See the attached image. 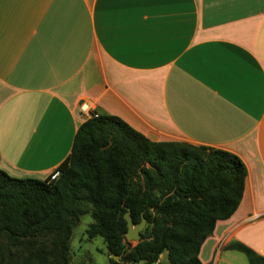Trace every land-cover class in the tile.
I'll return each instance as SVG.
<instances>
[{
    "label": "crops",
    "instance_id": "crops-1",
    "mask_svg": "<svg viewBox=\"0 0 264 264\" xmlns=\"http://www.w3.org/2000/svg\"><path fill=\"white\" fill-rule=\"evenodd\" d=\"M83 102L158 142L236 156L242 199L198 259L249 264L231 243L264 258V0H0V169L47 179Z\"/></svg>",
    "mask_w": 264,
    "mask_h": 264
},
{
    "label": "trees",
    "instance_id": "trees-1",
    "mask_svg": "<svg viewBox=\"0 0 264 264\" xmlns=\"http://www.w3.org/2000/svg\"><path fill=\"white\" fill-rule=\"evenodd\" d=\"M54 172L55 180L16 179L0 169V264H69L72 231L88 214L86 236L102 239L108 264H155L164 253L168 264H202L201 245L237 210L247 175L232 154L152 141L95 114ZM127 213L134 226L145 221L134 246L125 238ZM226 249L264 264L240 243Z\"/></svg>",
    "mask_w": 264,
    "mask_h": 264
},
{
    "label": "rangeland",
    "instance_id": "rangeland-1",
    "mask_svg": "<svg viewBox=\"0 0 264 264\" xmlns=\"http://www.w3.org/2000/svg\"><path fill=\"white\" fill-rule=\"evenodd\" d=\"M152 141H156V137ZM91 223L92 219L90 214L84 215L80 217L79 224L73 229L70 239L69 264L109 263V258L102 239L95 238L93 240H89L86 236V230ZM126 241L130 244V246H134L136 242H138L136 240L130 241L127 239ZM161 264H168L166 254L162 255Z\"/></svg>",
    "mask_w": 264,
    "mask_h": 264
},
{
    "label": "water",
    "instance_id": "water-1",
    "mask_svg": "<svg viewBox=\"0 0 264 264\" xmlns=\"http://www.w3.org/2000/svg\"><path fill=\"white\" fill-rule=\"evenodd\" d=\"M149 139L154 140L155 137L154 136H149ZM124 220L126 222V226H127V233L125 235V238L127 240H136L139 241L140 240V233L144 230L145 228V221L142 220L141 223L139 225L134 226L129 218V213H127L124 216ZM113 260L118 261L120 260V257L117 256H112L111 257Z\"/></svg>",
    "mask_w": 264,
    "mask_h": 264
},
{
    "label": "built area",
    "instance_id": "built-area-1",
    "mask_svg": "<svg viewBox=\"0 0 264 264\" xmlns=\"http://www.w3.org/2000/svg\"><path fill=\"white\" fill-rule=\"evenodd\" d=\"M79 110L81 113L85 114L88 118L91 116V113L89 112L88 104L83 102L82 104H80ZM58 175H59L58 172H53L50 176V180L57 179Z\"/></svg>",
    "mask_w": 264,
    "mask_h": 264
}]
</instances>
